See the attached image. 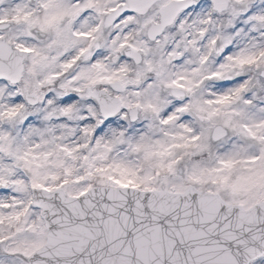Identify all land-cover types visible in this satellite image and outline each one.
I'll list each match as a JSON object with an SVG mask.
<instances>
[{
  "label": "snow or ice",
  "instance_id": "obj_1",
  "mask_svg": "<svg viewBox=\"0 0 264 264\" xmlns=\"http://www.w3.org/2000/svg\"><path fill=\"white\" fill-rule=\"evenodd\" d=\"M229 131L264 145V0H17L0 11V225L19 226L29 185L53 192L78 161L88 175L135 179L106 163L117 147L170 169L177 152ZM216 160L217 173L236 163ZM247 162L264 171V148ZM244 264H264V246Z\"/></svg>",
  "mask_w": 264,
  "mask_h": 264
},
{
  "label": "water",
  "instance_id": "obj_2",
  "mask_svg": "<svg viewBox=\"0 0 264 264\" xmlns=\"http://www.w3.org/2000/svg\"><path fill=\"white\" fill-rule=\"evenodd\" d=\"M48 228L31 264H244L264 246V202L250 208L185 191L96 186L81 196L37 190Z\"/></svg>",
  "mask_w": 264,
  "mask_h": 264
},
{
  "label": "rangeland",
  "instance_id": "obj_3",
  "mask_svg": "<svg viewBox=\"0 0 264 264\" xmlns=\"http://www.w3.org/2000/svg\"><path fill=\"white\" fill-rule=\"evenodd\" d=\"M16 3L17 0H4L0 4V11L11 9ZM230 136L231 139L224 138V143L211 140L203 149L177 152L169 160L170 169L157 168L153 162L144 160L142 153L127 152L126 149L120 151V147H117L106 163L123 162L136 173L135 179L121 178L113 172L88 175L82 162L78 161L74 165L72 175L67 177V184H64L65 177L61 172L60 178L50 182L49 186L62 187L67 194L79 195L97 185H130L143 189L165 188L182 191L192 184L201 190L218 192L230 203L249 207L258 201H264V171L247 162L250 156L264 148V145L237 137L232 132ZM218 156H232L236 163L217 173L213 170L218 167ZM109 175L114 179H108ZM80 176L84 179L78 180ZM21 198L26 205L33 204L30 185L21 194ZM24 220L27 221L26 224ZM46 235L44 219L40 209L34 205L28 209L27 216L22 218L19 226L5 221L0 225V264H29L27 257L45 243Z\"/></svg>",
  "mask_w": 264,
  "mask_h": 264
},
{
  "label": "clouds",
  "instance_id": "obj_4",
  "mask_svg": "<svg viewBox=\"0 0 264 264\" xmlns=\"http://www.w3.org/2000/svg\"><path fill=\"white\" fill-rule=\"evenodd\" d=\"M70 54H75V51L72 50V52ZM59 86H60V81H54L53 82V85H52V88L51 89H48V91H52L53 89L59 88ZM161 95L164 96V97H170V93H168L167 90H162L161 91ZM173 104H176V101L175 100H172L171 103L165 107L164 111L165 112H169L171 110H174L173 107H172ZM188 119H191V117L185 115L184 117L181 118V121L188 120ZM143 127H144L143 122H140V123L137 124V128L143 129ZM98 134H103V133L101 131ZM153 135H154L155 138H160V136H161V130L159 129L158 126L155 129ZM226 137H228V139H231L230 131L228 132V134H227ZM73 139L74 140H80L82 138L80 136H75V137H73ZM221 143H224V141L222 140ZM123 150H124V148L123 147H120V151H123Z\"/></svg>",
  "mask_w": 264,
  "mask_h": 264
}]
</instances>
